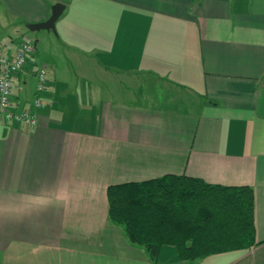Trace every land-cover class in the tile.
Wrapping results in <instances>:
<instances>
[{"label":"crops","instance_id":"0c3cea01","mask_svg":"<svg viewBox=\"0 0 264 264\" xmlns=\"http://www.w3.org/2000/svg\"><path fill=\"white\" fill-rule=\"evenodd\" d=\"M57 1L53 49L75 78L43 63L35 108L34 54L14 77V108L39 124L0 122V264H189L172 246L154 262L109 218V185L170 173L254 189L263 242L190 264H264V0ZM0 5L14 37L51 14L47 0Z\"/></svg>","mask_w":264,"mask_h":264},{"label":"trees","instance_id":"16d2710c","mask_svg":"<svg viewBox=\"0 0 264 264\" xmlns=\"http://www.w3.org/2000/svg\"><path fill=\"white\" fill-rule=\"evenodd\" d=\"M107 196L109 218L154 262L164 246L174 247L178 260L190 264L263 242L255 237V195L249 185L170 173L111 184Z\"/></svg>","mask_w":264,"mask_h":264},{"label":"built area","instance_id":"2783aa9c","mask_svg":"<svg viewBox=\"0 0 264 264\" xmlns=\"http://www.w3.org/2000/svg\"><path fill=\"white\" fill-rule=\"evenodd\" d=\"M35 49V41L28 35H25L14 49H7L4 44L0 46V122L27 127H36L39 124L38 114L32 108L16 110L12 97L14 77L27 67ZM36 73L38 83L34 107L39 108L43 105L39 94L47 87V66H40Z\"/></svg>","mask_w":264,"mask_h":264},{"label":"rangeland","instance_id":"374dc122","mask_svg":"<svg viewBox=\"0 0 264 264\" xmlns=\"http://www.w3.org/2000/svg\"><path fill=\"white\" fill-rule=\"evenodd\" d=\"M47 1L49 3V9H50V13H51V9H52L54 0H47ZM62 1H64V0H62ZM65 1H69V0H65ZM88 7H89V5H88V2H87L86 10H88ZM100 7L104 8V9H107V7L104 6V5H100ZM0 11L3 12L2 15L6 19H8L7 20V26H5V28H3L2 32H1V37H7L10 34L14 37L16 33H13L10 30H8L10 27L14 26L13 21H11V22L9 21V20H14V17L13 16H9V11L3 5H0ZM66 14H67V12L64 13L62 18H64V16H66ZM18 22H19V20H18ZM57 22H60V21H58V20L56 21V30L58 28L57 27ZM9 23H11V25H8ZM19 28H20L21 31H23V33L20 32L19 33L20 35H17L16 37H14L13 38V39H15L14 41H17V42L21 41V39L25 35H28V36L32 37L34 41L36 39L39 40L38 43L36 44V49H35L36 53H34V60L38 63L39 67L43 66L44 65L43 63H45V64L46 63L47 64L52 63V60L54 58H56L57 54L55 53V51L53 49L54 42H56L58 44H61V47L64 48V44L61 42V40H58L59 39L58 30L56 32L53 31V30H47V29L30 30L27 27L26 23L25 24L24 23L21 24V26H19ZM55 40H57V41H55ZM59 51H60V53H59L60 55L57 56L58 59H56V61H57L58 65H59L60 69L62 70V73H63L64 77L67 74H70V76H72V78H75V72H74L72 64L76 65V63L74 61L68 59L67 56H65L63 50H59ZM34 68H35V65L32 63V65L30 66L29 69L32 71ZM71 73H72V75H71ZM31 81L35 82V78H33ZM15 93H16V91H15ZM25 108H30V107H25ZM164 248H170V246H164ZM163 252H164V249H163Z\"/></svg>","mask_w":264,"mask_h":264},{"label":"water","instance_id":"95a60500","mask_svg":"<svg viewBox=\"0 0 264 264\" xmlns=\"http://www.w3.org/2000/svg\"><path fill=\"white\" fill-rule=\"evenodd\" d=\"M66 5L65 3L61 1H57L56 3L53 4L52 9H51V14L50 16L40 22H29L27 23V27L30 30H41V29H47V30H56V21L58 18L61 16L65 9ZM38 39L35 40V44H37Z\"/></svg>","mask_w":264,"mask_h":264}]
</instances>
